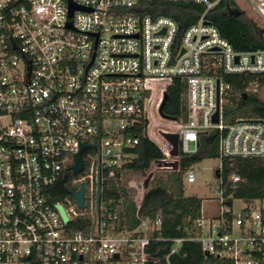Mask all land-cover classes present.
<instances>
[{
	"label": "built area",
	"instance_id": "1",
	"mask_svg": "<svg viewBox=\"0 0 264 264\" xmlns=\"http://www.w3.org/2000/svg\"><path fill=\"white\" fill-rule=\"evenodd\" d=\"M219 1L0 0V264H172L185 243L221 264H264V200L236 209L225 190L247 179L221 176L224 159L264 163V119L224 115L225 77L264 76V49L237 51L220 35L208 20ZM176 3L203 7L183 31L161 13V4ZM254 9L263 17L264 0ZM176 79L185 84V115L162 128L154 115L166 120L159 108ZM139 131L178 169L199 134H217L218 202L200 208L180 237L164 239L159 216L139 217L143 193L132 198L136 226L126 223L124 196L107 194L133 187L125 166ZM164 134L177 135V157ZM81 146L83 167L73 174ZM184 176L195 182L191 167ZM59 184L83 187L82 207L69 192L52 201ZM79 218L88 221L69 231Z\"/></svg>",
	"mask_w": 264,
	"mask_h": 264
},
{
	"label": "trees",
	"instance_id": "2",
	"mask_svg": "<svg viewBox=\"0 0 264 264\" xmlns=\"http://www.w3.org/2000/svg\"><path fill=\"white\" fill-rule=\"evenodd\" d=\"M161 5L166 8L161 13L177 21L181 31L195 23L203 11L202 6L191 3ZM208 20L235 50L264 49V32L247 21L244 13L239 11L232 0H220L217 6L208 13ZM224 80L231 89V105L224 112L226 120L245 117L264 119V102L257 96L256 90L260 86L264 87V76L242 74L226 76ZM247 89H255V92H245ZM184 91L185 84L180 79H176L167 89L166 100L162 108L164 117L178 121L185 115V107L182 103ZM137 136L139 142L134 150L136 158L125 168L130 173L144 178L148 175L152 163L162 159V154L154 144L143 138L140 131ZM197 146L196 153L180 155L178 171L151 179L147 190L143 193L138 210L139 217L154 219L159 216L161 219L160 234L164 239L180 237L183 228L189 226L199 216L202 200L184 196L183 176L185 170L202 160L218 158L216 132L199 134ZM231 175H237L243 180L247 179V182L239 183L232 189L227 187L225 196L231 195L234 200L252 205L264 200V163L261 160L255 158L222 160L221 176L226 178ZM108 187L106 184V188ZM69 190L72 191L71 186L59 184L52 190V201L70 198ZM107 194L113 199H117L122 194L125 200L126 223L129 226L139 224L134 217L135 204L131 189L127 190L123 184L118 189L112 187ZM87 221V218L76 219L67 228L71 232L77 231L80 229L78 223H87ZM166 248L167 245L164 246V251ZM171 263L221 264L216 259H205L197 243H185L180 258L173 257Z\"/></svg>",
	"mask_w": 264,
	"mask_h": 264
},
{
	"label": "rangeland",
	"instance_id": "3",
	"mask_svg": "<svg viewBox=\"0 0 264 264\" xmlns=\"http://www.w3.org/2000/svg\"><path fill=\"white\" fill-rule=\"evenodd\" d=\"M235 5L238 7L240 12H243L245 18L250 23L254 24V26L262 30L264 32V16L261 17L254 9L255 0H232ZM257 2V1H256ZM252 18V19H250ZM252 90V89H251ZM257 96L259 98L264 97V87L260 86L257 89ZM155 120L158 121V126L165 128V125L168 124L167 120H160L157 116L154 115ZM220 160L216 159H204L201 162L193 165L191 167V171L194 174L195 182L192 184H188L185 180V176H183V190L185 197H196L202 200L201 211H209L213 208L214 204L218 202V180L214 176V171L219 167ZM171 171L165 170H154L152 168V178L155 179L157 177H164L166 174L170 173ZM125 177H129L130 182L132 183L129 189L133 191V199L136 196L137 202H139V197L145 191L143 188L141 189L140 186L137 184L143 177L137 176L133 173L126 174ZM136 177V179H134ZM147 177V176H146ZM144 177V180L145 178ZM151 180L149 181L150 184ZM148 184V185H149ZM136 186V187H135ZM236 209L243 207V202L237 200L235 202Z\"/></svg>",
	"mask_w": 264,
	"mask_h": 264
},
{
	"label": "water",
	"instance_id": "4",
	"mask_svg": "<svg viewBox=\"0 0 264 264\" xmlns=\"http://www.w3.org/2000/svg\"><path fill=\"white\" fill-rule=\"evenodd\" d=\"M73 10H74V7H71V12ZM165 100H166V94L163 96V101H162L160 108H159V114L163 119L174 121L173 119H168V118L164 117V115L162 113V108H163V104H164ZM212 122L217 123V113L214 114V116L212 118ZM163 136L172 146L171 156L177 157L178 156V138H177V135H175V134H164ZM86 147L87 146H81L79 149V152L75 155V164L72 167L73 174H77L78 172H80L82 170L83 164H82V160H81V151ZM90 148L95 149L94 146H91ZM155 164H156V170L157 171L165 170V171L176 172L178 170V162L177 161H174V162L157 161V162H155ZM214 176L216 179L219 178V170L218 169H216L214 171ZM151 178H152V173H149L147 175V177L145 178V180L143 181V185H142L143 190H147L148 184H149V181L151 180ZM99 186H100V183H99V174H98V183H97L98 189H99ZM68 192L75 197L78 206L82 207L83 187H81L78 192H72L71 190H69ZM58 209H59V211L63 217V220L66 222L67 218L64 214L63 209L61 207H59Z\"/></svg>",
	"mask_w": 264,
	"mask_h": 264
},
{
	"label": "crops",
	"instance_id": "5",
	"mask_svg": "<svg viewBox=\"0 0 264 264\" xmlns=\"http://www.w3.org/2000/svg\"><path fill=\"white\" fill-rule=\"evenodd\" d=\"M256 1H257V0H255V1H254V2H255V4L257 3ZM237 8H238V7H237ZM250 19H252V18H250ZM143 193H144V192H143ZM142 197H143V195H142ZM142 197H141V200H142ZM137 203H138V202H137Z\"/></svg>",
	"mask_w": 264,
	"mask_h": 264
}]
</instances>
